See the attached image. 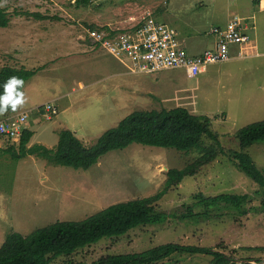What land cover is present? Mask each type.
<instances>
[{
	"label": "rangeland",
	"instance_id": "obj_1",
	"mask_svg": "<svg viewBox=\"0 0 264 264\" xmlns=\"http://www.w3.org/2000/svg\"><path fill=\"white\" fill-rule=\"evenodd\" d=\"M248 3L258 10L251 0H90L87 4L81 0H0V7H6L11 17L0 33V68L6 62L20 66L15 50L30 53L35 47L41 53L32 64L37 73L22 90L25 102L16 110L29 114L24 125L34 131L33 146L55 148L62 129L72 130L90 146L135 110L185 107L210 117L226 153H218L197 174L185 176L168 189L155 202L158 210L180 216L193 205L194 212H202V205L194 206L197 199L193 195L199 192L250 196L245 214L222 204L221 209L198 220L171 216L161 224L139 225L126 234L104 237L72 255L58 256L51 264H91L107 254L142 252L170 242L216 246L235 253L236 264H258L264 259V252L241 249L264 246V187L229 156L230 151L240 149L235 132L264 119L261 76L246 68L231 78L239 64L232 60L210 63L197 76L189 75L185 68L133 73L127 61L86 40L91 26L119 31L151 11L158 21L176 29L189 52L192 44H197L195 49L200 47L199 39L204 40L202 46L210 47L217 37L213 28L225 25L235 14L251 15ZM256 15L262 19H257V26L264 29V13ZM13 34L19 49L10 45ZM12 54L14 65H10ZM249 74H253L254 84ZM47 104L56 108V114H48V118L39 109ZM205 137L187 151L134 142L109 151L88 169H76L49 163L37 154L13 158L7 148L15 142L18 149V141L0 136V246L11 232L28 235L56 221L81 220L111 204L157 194L170 168L186 167L208 150L219 148ZM246 151L264 169V141ZM234 249L237 251L231 252ZM210 260L208 255L176 254L157 264H209Z\"/></svg>",
	"mask_w": 264,
	"mask_h": 264
},
{
	"label": "trees",
	"instance_id": "obj_2",
	"mask_svg": "<svg viewBox=\"0 0 264 264\" xmlns=\"http://www.w3.org/2000/svg\"><path fill=\"white\" fill-rule=\"evenodd\" d=\"M81 1L85 4L90 2V0ZM8 22L9 18L4 9H0V26H6ZM104 28L91 26L89 29L103 30ZM106 30L108 31L109 28ZM36 73L37 69L9 65L1 67L0 96L5 94V85L10 78L17 77L23 81L22 85L17 86V91L22 92L26 82ZM44 107L43 105L39 108L43 114ZM13 113L19 112L13 111L9 106L3 116ZM32 135L33 132L25 128L17 142L18 149L13 142L7 148V152L17 159L28 154H37L46 158L49 163L76 169H88L109 151L124 149L134 142L187 151L199 146L204 137L208 136L219 145V148L208 150L200 160L186 167L170 168L167 171L164 187L155 195L111 204L81 220L56 221L39 227L28 235L18 231L9 233L0 246V264H51L52 260L58 256L72 255L78 249L96 243L104 237L126 234L139 225L161 224L171 216L195 220L203 216L209 217L211 211L221 209L222 204L224 207L235 208L242 214L249 211V208H246L250 201L249 194L219 193L206 196L200 192L193 197L197 199L194 206L204 207L202 212H194L193 205H189L187 211L180 216L158 210L155 202L168 189L181 183L185 176L197 174L201 166L213 161L218 153H226L221 146L218 133L211 127L210 117L194 114L185 107L135 110L119 121L116 126L104 131L97 139V143L90 146H87L72 130L62 129L59 132L58 146L55 148H48L41 144L27 147ZM234 135L240 149L230 151L229 156L241 171L264 187V169L259 168L253 157L246 151L254 143L264 141V119L240 128ZM261 208L264 209V201ZM241 249L264 252V246L261 245L243 246ZM234 251L237 249L231 252ZM176 254L208 255L211 256L209 264H236L235 253L233 255L226 253L217 249L216 246L172 242L163 243L142 252L107 254L91 264H157ZM244 264L252 263L244 262Z\"/></svg>",
	"mask_w": 264,
	"mask_h": 264
},
{
	"label": "built area",
	"instance_id": "obj_3",
	"mask_svg": "<svg viewBox=\"0 0 264 264\" xmlns=\"http://www.w3.org/2000/svg\"><path fill=\"white\" fill-rule=\"evenodd\" d=\"M213 33L217 41L212 48L199 54H190L182 45L176 29L158 21L151 11L146 12L135 24L126 29L111 32L103 30H87L88 42L112 53L122 62L129 63L133 73L159 71L170 68H185L189 75L197 76L207 70L210 63L227 61L231 57V46L250 41L243 31L242 18L234 16L225 28L214 27ZM45 117L56 113L51 104L45 105ZM26 112L0 119V136L16 140L23 130ZM48 116V117H49ZM46 117V118H48ZM18 135V138L14 137Z\"/></svg>",
	"mask_w": 264,
	"mask_h": 264
},
{
	"label": "crops",
	"instance_id": "obj_4",
	"mask_svg": "<svg viewBox=\"0 0 264 264\" xmlns=\"http://www.w3.org/2000/svg\"><path fill=\"white\" fill-rule=\"evenodd\" d=\"M251 1H253L254 4H256V3L258 4V10H255L254 6H252L251 4L248 3V4H246V7H249V12L251 15H245L244 17H241L242 18L243 31L245 34H247L249 36L250 41L244 42L242 44H234L231 46V50H230L231 51V57L229 60L239 62V64L236 67V72L232 73L231 78L235 77L238 74L237 70L245 71L246 68H248L250 71L260 75L262 78V79H260V84H264V37H263L264 29H260L256 24L257 19H261L260 16L256 15L257 12L262 11V13H264V0H251ZM242 3H244V2H242ZM0 9H4L5 14L8 15L9 22H10L11 17L9 16V13H8L9 10L6 7H0ZM236 15L237 14H235L234 16H236ZM234 16L233 17L231 16V17L234 18ZM237 16H239V15H237ZM231 19L228 20V23L231 21ZM261 21H262V19H261ZM228 23H226L225 25H217V27L221 26L220 28H225ZM8 25L3 26V27L0 26V29H1L0 33L2 32V29L6 28ZM12 39L13 40L10 41V45L13 47L15 46V48L19 49L18 40L17 39L14 40V34L12 36ZM203 41H204L203 39H199L200 47L198 49H195L197 46L196 43L192 44V45L189 44L193 48L191 51H189V53L193 54V55L199 54L208 48H212L213 45H215V43L217 41V37H216V40L213 42V44L210 47L209 46H202ZM182 45L184 46L183 42H182ZM32 48L34 49V51H32L30 53H28L25 50L19 51V52H17L18 50H15V59L19 58V60H21V62H20V66H14V67H25L27 69L37 68L36 65H32V64L36 63L38 61L36 59V55H39L41 53H40V50L37 51V49L35 47H32ZM7 53H9V52H7ZM13 53H14V50H13ZM254 57H257V58H254ZM9 58H10V60H12V64H10V65H14V62H15L14 54L9 56ZM244 58H247L250 61H248V62L242 61L241 59H244ZM250 58L255 59V60H252ZM229 60H227V61H229ZM245 64H247V66ZM6 65H8L7 62L4 65H2V67L6 66ZM248 76L252 79L250 83L254 84L253 74H249ZM259 88L261 89L262 86L259 85ZM41 107H43V105ZM16 112H20V111H16ZM11 115H14V113ZM28 129H29V127H28ZM32 132H33V135L31 137L29 143L27 144L28 145L27 147L33 146L31 140L34 136V131H32ZM2 137H4V136H2ZM20 138H21V136H20ZM20 138L14 140V141H19ZM7 139H9V138L7 137Z\"/></svg>",
	"mask_w": 264,
	"mask_h": 264
},
{
	"label": "clouds",
	"instance_id": "obj_5",
	"mask_svg": "<svg viewBox=\"0 0 264 264\" xmlns=\"http://www.w3.org/2000/svg\"><path fill=\"white\" fill-rule=\"evenodd\" d=\"M22 84L23 81L20 78L12 77L9 79L5 85V94L0 96V115H3L9 106L13 111H16L18 106L24 104V94L17 91V86Z\"/></svg>",
	"mask_w": 264,
	"mask_h": 264
},
{
	"label": "water",
	"instance_id": "obj_6",
	"mask_svg": "<svg viewBox=\"0 0 264 264\" xmlns=\"http://www.w3.org/2000/svg\"><path fill=\"white\" fill-rule=\"evenodd\" d=\"M258 264H264V259L261 260Z\"/></svg>",
	"mask_w": 264,
	"mask_h": 264
}]
</instances>
